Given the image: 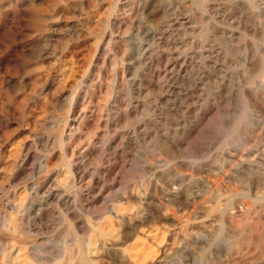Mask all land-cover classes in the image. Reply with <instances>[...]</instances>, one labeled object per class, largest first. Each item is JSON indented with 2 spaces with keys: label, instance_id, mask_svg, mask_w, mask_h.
I'll use <instances>...</instances> for the list:
<instances>
[{
  "label": "rangeland",
  "instance_id": "1",
  "mask_svg": "<svg viewBox=\"0 0 264 264\" xmlns=\"http://www.w3.org/2000/svg\"><path fill=\"white\" fill-rule=\"evenodd\" d=\"M151 1L0 0V264H264V0Z\"/></svg>",
  "mask_w": 264,
  "mask_h": 264
},
{
  "label": "bare ground",
  "instance_id": "2",
  "mask_svg": "<svg viewBox=\"0 0 264 264\" xmlns=\"http://www.w3.org/2000/svg\"><path fill=\"white\" fill-rule=\"evenodd\" d=\"M81 1V0H80ZM149 1H151V0H149ZM161 1V0H160ZM165 1V0H164ZM169 1V0H168ZM195 1V0H194ZM152 2V1H151ZM150 2V3H151ZM170 2V1H169ZM177 2V1H176ZM176 2L175 3H170V5L171 6H175L176 5ZM200 2H202V1H200ZM80 3V2H79ZM178 3V2H177ZM179 3L180 4H182L183 5V7H187V6H189L190 5V3H191V0H181V2L179 1ZM157 4V3H156ZM195 4V3H194ZM203 4V3H202ZM202 4H200V5H202ZM81 5V4H80ZM199 6V5H198ZM82 7V6H81ZM193 7V6H192ZM79 8H80V6H79ZM187 9V8H186ZM81 10V9H80ZM170 10V9H169ZM174 10V9H173ZM191 12V11H190ZM147 13V12H146ZM184 13H186V12H184ZM83 14V13H82ZM149 14V13H148ZM150 17V16H149ZM92 23V22H91ZM193 23V22H192ZM92 26V25H91ZM72 28V27H71ZM78 29V28H77ZM144 30V29H143ZM80 31V30H79ZM87 32H89V31H87ZM90 32H92V31H90ZM83 33V32H82ZM233 33V32H232ZM231 33V34H232ZM83 34H85V33H83ZM82 35V34H81ZM80 35V36H81ZM88 35H89V33H88ZM86 37V36H85ZM89 37V36H88ZM84 38V37H83ZM206 39V38H205ZM80 40V39H79ZM86 40V39H85ZM84 41V40H83ZM81 44V43H80ZM79 45V44H78ZM78 45H77V47H78ZM82 45H83V43H82ZM85 45V44H84ZM139 45V44H138ZM79 46H81V45H79ZM99 46V45H98ZM145 46V45H144ZM202 46V45H201ZM75 47V46H74ZM102 47V46H101ZM142 47H143V45H142ZM203 47H204V45H203ZM74 49V48H73ZM75 49H76V47H75ZM80 49V48H79ZM139 49V48H138ZM203 50V49H202ZM95 51V50H94ZM96 52V51H95ZM99 52V51H98ZM207 53V52H206ZM145 54V53H144ZM148 54V53H147ZM95 55H96V53H95ZM144 57V56H143ZM140 58H141V56H140ZM176 65V64H175ZM183 67V66H182ZM131 70V69H130ZM133 80V79H132ZM136 83V82H135ZM78 98V97H77ZM76 99V98H75ZM77 100V99H76ZM79 101V100H78ZM70 109V108H69ZM76 111V110H75ZM72 115V114H71ZM81 116V115H80ZM258 117V116H257ZM73 119V118H72ZM65 122V121H64ZM66 124V123H65ZM260 124V123H259ZM252 133H257V134H259V132H260V128L257 126V127H253L252 129ZM27 147V146H26ZM260 147V146H259ZM260 154V153H259ZM27 158V157H26ZM250 158V157H249ZM259 158V157H258ZM264 158V157H263ZM232 161V160H231ZM241 161V160H240ZM251 161V160H250ZM245 162V161H244ZM45 163V162H44ZM236 163H237V161H236ZM257 163V161L256 160H254V161H252L251 163H241L240 164V167H251V166H254L255 164ZM46 165L45 164H41V168L42 169H44V167H45ZM223 167V166H222ZM179 169V168H178ZM229 169V168H228ZM232 169V168H231ZM244 169H246V168H244ZM45 170V169H44ZM243 173V172H242ZM46 176V175H45ZM163 176V175H162ZM169 176V175H168ZM180 176V175H179ZM164 177V176H163ZM246 177V176H245ZM253 177V176H252ZM44 178V177H43ZM48 178V177H47ZM216 178V177H215ZM250 180V179H249ZM248 180V181H249ZM174 181H176V180H174ZM32 182V181H31ZM34 182V181H33ZM180 182V181H179ZM251 182V181H250ZM30 183V182H29ZM34 183H36V182H34ZM46 184V180L44 179L43 181H41L40 183H39V185L37 186L38 187V189H42L43 188V186ZM168 184V183H167ZM176 184H177V182H176ZM251 185V184H250ZM46 186V185H45ZM171 186H172V184H171ZM185 187V186H184ZM260 187V186H259ZM262 188V187H261ZM260 188V189H261ZM35 189V188H34ZM33 183H30L29 184V190H30V192L31 193H33ZM44 189H45V187H44ZM172 189V188H171ZM176 190L177 189H175L174 188V190L171 192L172 193V195H174V197H177V192H176ZM246 190V189H245ZM44 191V190H43ZM170 191V190H169ZM259 191V190H258ZM41 192V191H40ZM193 192H195V191H193ZM186 194V193H185ZM243 194V193H242ZM246 194V193H245ZM54 195V194H53ZM169 195V194H168ZM188 195V194H187ZM200 195V194H199ZM217 195V194H216ZM35 196V195H34ZM256 196V195H255ZM197 197V196H196ZM195 197V198H196ZM258 197L259 198H263L264 197V187H263V190L261 191V192H259V195L257 196V199H258ZM41 198V197H40ZM49 198L50 197H46L45 196V198L42 200H40V203H42V205H44V207L47 205L48 206V200H49ZM170 198V197H169ZM200 198V197H199ZM212 198V197H211ZM51 199V198H50ZM244 199V198H243ZM199 200V199H198ZM210 200V199H209ZM212 200V199H211ZM215 200V199H214ZM246 200V199H245ZM255 201V200H254ZM200 202V201H199ZM205 202H206V200H205ZM50 203H51V201H50ZM210 203V202H209ZM209 203H208V205H209ZM206 204V203H205ZM250 204H253V203H250ZM46 206V207H47ZM220 206V205H219ZM205 207V206H204ZM247 207H248V205H247ZM253 208V207H252ZM36 210H39V209H36ZM35 211V210H34ZM31 213V212H30ZM205 213V212H204ZM33 214V213H32ZM2 219V218H1ZM203 220V219H202ZM202 220H200L199 221V223H200V225L202 224V223H204V221H202ZM202 227V226H201ZM132 228V227H131ZM203 229V228H202ZM214 229V228H213ZM207 230H208V228H207ZM133 231V230H132ZM212 231V230H211ZM219 231V230H218ZM220 232V231H219ZM217 233V232H216ZM131 235V234H130ZM208 235V234H207ZM205 236V235H204ZM206 237V236H205ZM209 237V236H208ZM214 237V236H213ZM217 237V236H216ZM201 241V240H200ZM34 244V243H33ZM35 245V244H34ZM112 245V244H111ZM29 246V245H28ZM33 246V245H32ZM120 248V247H119ZM134 248H136V247H134ZM116 249H117V247H116ZM122 249H123V247H122ZM140 250V249H139ZM119 251V250H118ZM143 251V250H142ZM177 254H178V252H177ZM176 254V255H177ZM137 257V256H136ZM174 258V257H173ZM169 260V259H168ZM248 261V260H247ZM242 262V261H241ZM244 263V262H243ZM251 263V262H250Z\"/></svg>",
  "mask_w": 264,
  "mask_h": 264
}]
</instances>
